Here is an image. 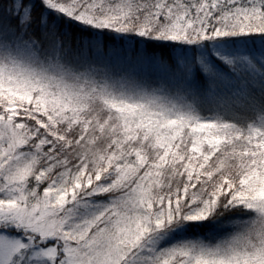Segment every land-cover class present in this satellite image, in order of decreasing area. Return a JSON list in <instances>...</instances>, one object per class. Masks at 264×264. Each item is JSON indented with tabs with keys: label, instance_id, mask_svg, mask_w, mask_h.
I'll return each mask as SVG.
<instances>
[{
	"label": "trees",
	"instance_id": "trees-1",
	"mask_svg": "<svg viewBox=\"0 0 264 264\" xmlns=\"http://www.w3.org/2000/svg\"><path fill=\"white\" fill-rule=\"evenodd\" d=\"M52 1L0 0V46L26 48L36 61L51 65L75 82L88 80V86L94 88L108 85L133 94L154 92L158 99L180 106L196 119L230 125L242 136L218 150L208 166L215 175L188 188L186 198L178 204L176 198L191 185L183 164L174 158L156 168L155 148L145 139L130 134L127 128L101 127L109 112L97 107L98 100L85 114L88 124H75L68 118L57 123V131L66 140L55 139L49 128L42 129L29 111H21L11 122L4 114L0 169L26 165L23 182L28 205L33 196H43V189L53 180L72 175L67 170L86 168V173L96 175L108 167L112 184L106 191L77 195L62 211L63 219L88 215L97 219L96 225H103L107 218L112 223L111 215L112 220L123 219L134 210L128 200L141 188L138 182L144 185L142 209L148 202L159 206L163 198L166 212L175 216L161 229L159 235H166L163 244L185 240L214 244L237 225L239 231L258 217L261 207L238 205L233 195L240 179L253 167L252 156L245 155L244 137L252 127L264 131V0ZM70 4L84 17L72 15ZM86 7L94 9L96 16L105 14L121 24L114 25L111 19L105 26L96 23L98 20L90 23L85 15L91 11ZM216 72L220 78H212ZM42 169L46 173L37 176ZM141 175H145L144 182L139 181ZM224 179L225 187L233 185L228 192L217 190ZM1 184L6 185L5 179ZM109 204L118 213L108 211L99 223V215ZM193 209L202 210L196 220L187 218Z\"/></svg>",
	"mask_w": 264,
	"mask_h": 264
},
{
	"label": "rangeland",
	"instance_id": "rangeland-1",
	"mask_svg": "<svg viewBox=\"0 0 264 264\" xmlns=\"http://www.w3.org/2000/svg\"><path fill=\"white\" fill-rule=\"evenodd\" d=\"M43 1L46 4L53 2ZM30 4L33 2H29V8ZM68 7L73 9L75 14L72 15L76 17L83 14L76 10L75 4ZM86 10L91 11L85 15L90 23L98 20L96 23L108 25L111 18L105 14L94 15V9L86 7ZM102 10L105 13L104 7ZM111 20L114 25L120 23ZM10 49L0 46V142L5 139L4 114L11 122L21 111H29L42 129L49 128L55 139L66 140L57 131V123L68 118L75 124H88L85 114L93 110L91 104L98 100L97 107L101 105L109 112L100 122L101 127L127 128L130 134L145 139L146 144L155 148L156 168L164 167L174 158L183 164L188 176L186 180L191 185L176 198L174 203L180 204L186 198L188 188H193L201 178L210 179L215 175L208 166L218 150L225 143H237L242 136L230 125L196 119L180 106L158 99L154 92L133 94L122 87L108 85L102 89L94 88L88 86V80L80 82L77 79L75 82L51 65L36 61L26 48ZM96 49L92 47V50ZM212 78H220L219 72ZM244 140L245 155L252 156L253 167L240 179L233 201L247 208L261 207V213L239 231L237 225L214 244L203 240L163 244L166 235H159L161 229L172 223L175 216L166 212L168 205L163 203V198L159 199V206L148 202L147 211L142 209L140 201L143 204L144 190L141 188L144 185L139 182L137 186L141 188L133 191L128 200L134 210L126 216L120 214L123 219L115 221L117 218L112 220L111 215L113 222L108 224L107 218L100 226L96 225L97 219L88 215L79 219L69 215L63 219L62 211L77 195L106 191L112 184L108 167L101 168L96 175L86 173V168L67 170L73 172L72 175L66 173L64 179L53 180L43 189V196H33L30 206L23 182L26 165H18L12 170L10 167L0 169V264H264V131L252 127ZM139 159L146 163L141 153ZM152 172L153 169L149 173ZM44 173L42 169L37 176ZM144 176H139L140 182H144ZM3 179L5 186L1 184ZM225 181L217 186L218 191L225 188L228 192L233 188L232 183L225 187ZM111 210L118 213L115 205H107L99 215V223ZM201 211L193 209L187 218L196 220L202 215Z\"/></svg>",
	"mask_w": 264,
	"mask_h": 264
}]
</instances>
